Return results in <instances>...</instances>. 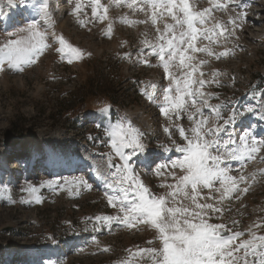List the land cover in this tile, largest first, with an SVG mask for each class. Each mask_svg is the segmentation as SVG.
<instances>
[{
  "label": "rangeland",
  "instance_id": "374dc122",
  "mask_svg": "<svg viewBox=\"0 0 264 264\" xmlns=\"http://www.w3.org/2000/svg\"><path fill=\"white\" fill-rule=\"evenodd\" d=\"M9 1L18 5L15 4L22 15L29 4L31 13L28 14V11L25 14L27 16L23 15L29 21L20 16L21 19L14 21L8 31L0 27V42L7 39L6 33L26 26L33 18L40 20L43 25L37 9L47 3L54 20L50 31L63 36L69 45L80 49L85 55L81 60L68 63L66 59L61 60L55 50L59 45L53 42V47L25 72L0 73V155L6 151L13 155L15 149L24 145V149L35 154L40 155L43 151L57 159L67 157L69 161V155L79 154L84 158L79 156L76 163L88 162L93 170L88 172L81 166L82 171L78 173L51 175L43 173L41 169L40 172L32 171V174L29 165H17L16 168V158L12 156L8 165H11L14 176L0 174V189L4 190L0 193V264H120L130 257L128 250L158 247L159 241L154 230L146 226L129 230L116 224L108 227L96 223L95 216L115 215L116 210L107 203L105 192L110 190L103 184L100 187L92 177L94 169L103 163L106 159L104 154L110 150L105 143L106 130L118 123L130 121L145 133L146 145L145 151L133 158V168L153 193L159 195L165 191L158 186L163 178L155 175V166L167 163L169 158L175 159L180 154L165 152L161 147L171 143L163 131L168 121L159 111L161 88L168 81L164 79L162 68L157 66V59L147 56L148 49L142 43L145 38L155 39L154 29L150 24L129 27L121 23L119 18L124 15L131 19H145L143 13L133 14L127 7H110L113 32L109 37L105 34L108 21L102 24L95 21L88 23L91 19L90 8L85 9L87 16L82 15L79 19L71 14L74 0H54L53 3V0H40L31 4L30 0ZM102 2L109 3L110 0ZM240 2L251 5L245 8L247 22L243 24L242 30H237L239 39L226 45L228 48H232L233 44L238 45L235 55L219 61L199 55L202 59L210 60L203 68L209 74L206 78H211L213 70L222 73L219 77L221 87L209 85L205 89L220 98L212 99L211 103L224 102L246 112L248 107H252L256 110L255 117H251L255 124L261 98H254L252 89L254 85L264 89V0ZM197 7H208L207 0L198 3ZM215 16L225 23L228 20V15L222 12H215ZM81 20L84 26H81ZM213 47L216 52L224 50L222 47ZM142 49L145 58L153 66L139 63ZM149 83L158 85L154 92V97L158 98L156 103L142 95ZM69 93L74 94V101L67 106L79 105V111H84L79 121L73 120L69 114H63L66 106L57 103L62 99L69 100ZM238 99H242L240 105ZM105 105L109 106V111L102 112ZM119 109L123 110V114H117ZM93 114L96 116L89 117ZM177 123L188 126L186 117ZM22 132H25V136L21 139ZM173 133L177 142L182 143L174 129ZM257 138L264 139V134H259ZM146 156H152L155 164L142 166L141 160ZM66 163L70 165V162ZM34 164L37 165L36 160ZM72 167L73 170H69L71 172L77 169L75 165ZM250 168L253 172L257 171L264 168V163L257 162ZM0 169L4 171L5 168L0 165ZM73 178L88 181L92 185L91 190L81 187L79 194L75 195L60 190L59 185L56 191L47 186L41 187L45 181L62 184L65 179ZM29 185L38 188L36 195L41 197V203L37 204L25 191ZM23 200L30 202L22 203ZM230 206L233 210L225 215V221L239 219L241 228L264 217V177L258 176L250 192L241 201L231 202ZM240 212L244 215L240 216ZM97 227H100L99 231ZM149 240L154 243L149 245ZM105 247L110 251L104 252L102 249Z\"/></svg>",
  "mask_w": 264,
  "mask_h": 264
},
{
  "label": "snow or ice",
  "instance_id": "6c2138e0",
  "mask_svg": "<svg viewBox=\"0 0 264 264\" xmlns=\"http://www.w3.org/2000/svg\"><path fill=\"white\" fill-rule=\"evenodd\" d=\"M202 2L74 0L71 14L79 19L87 16L85 9L90 8L88 23L108 21L105 34L109 37L113 32L110 7H127L133 14L143 13L145 19H131L127 15L119 19L129 27L150 24L154 29L155 39L145 38L142 43L148 49L147 56L157 59V66L162 68L164 79L168 81L161 88L159 111L168 121L163 131L171 143L161 147L165 152L180 155L155 166V175L163 178L158 186L165 191L159 195L153 193L133 168V158L143 153L146 145L145 133L130 121L106 130L105 143L110 150L104 154L103 163L96 167L97 176L110 190L105 192L108 206L116 210L115 215L95 216L96 223L108 227L116 224L129 230L143 225L154 230L159 241L158 247L128 250L130 257L120 264H133V261L135 264H264V217L244 228L239 219L225 221V215L233 210L231 202L241 201L257 182V177H264V168L245 174L250 163H264V139H258L252 130L237 134L234 128L243 112L224 102L211 103L212 99L220 98L205 89L209 85L221 87L222 73L213 70L211 78H206L209 74L203 68L210 60L199 55L217 61L235 55L238 45L233 44L232 48L226 45L239 39L237 30H242L247 22L248 13L244 10L247 5L240 0H207L208 7H197ZM215 12L227 14V22L218 19ZM39 14L43 25L33 19L26 26L6 33L7 39L0 42V73L25 72L53 47V42L59 45L55 50L61 60L72 63L83 59L85 53L50 31L54 20L47 3L41 6ZM80 23L84 26L83 20ZM213 46L224 50L216 52ZM140 57L139 63L153 66L145 58L143 49ZM157 88L156 83H149L142 95L156 103ZM252 94L254 98H261L258 118L264 121V89L254 85ZM101 111H109V106L105 105ZM247 111L256 114L252 107ZM185 117L187 127L177 123ZM173 129L182 143L174 138ZM233 162H238L240 168L234 170ZM152 163L155 164V160ZM57 185L60 190L75 195L81 187L92 188L83 178L65 179L62 184L45 181L41 187L56 191ZM3 191L0 189V193ZM25 191L37 204L42 202L35 186L29 185ZM147 243L152 245L154 241ZM102 250L110 251L107 247Z\"/></svg>",
  "mask_w": 264,
  "mask_h": 264
},
{
  "label": "bare ground",
  "instance_id": "6f19581e",
  "mask_svg": "<svg viewBox=\"0 0 264 264\" xmlns=\"http://www.w3.org/2000/svg\"><path fill=\"white\" fill-rule=\"evenodd\" d=\"M14 4V3H13ZM11 4L9 0H0V15L2 17L5 18L4 21H2V18L0 19V23L4 24L5 26H9L12 24V22L16 19V17H14V15H16L17 13H20V10L19 8L14 4ZM21 19V18H20ZM18 21V20H17ZM3 26V27H5ZM1 27V26H0ZM2 28V27H1ZM18 143V142H17ZM24 153H29L28 150L25 149V152ZM6 154V153H5ZM4 154V155H5ZM38 155V154H37ZM36 156V154H35ZM39 156V155H38ZM9 159V157H8ZM35 159H38L37 157ZM9 162V161H8ZM70 162V161H69ZM10 163V162H9ZM8 163V164H9ZM88 164V162H82V163H76L77 165H84V164ZM54 164V163H52ZM65 164V165H64ZM37 165H38V162H37ZM11 166V165H10ZM61 168H65V166L68 167L69 170H73V167L70 168L72 165H69L68 163H66L65 161L64 162H60V165H59ZM2 168H4V166L2 165ZM77 168V167H76ZM81 169V167H79ZM3 170V169H2ZM4 171H6V169H4ZM92 177L94 178V181L96 183H99V184H103L104 185V181L101 180L97 174H96V169H94V174H92ZM100 186V185H99ZM101 187V186H100Z\"/></svg>",
  "mask_w": 264,
  "mask_h": 264
},
{
  "label": "trees",
  "instance_id": "16d2710c",
  "mask_svg": "<svg viewBox=\"0 0 264 264\" xmlns=\"http://www.w3.org/2000/svg\"><path fill=\"white\" fill-rule=\"evenodd\" d=\"M110 96V95H109ZM67 97H69L68 99L69 100H66V99H62L60 100L59 103L61 106H66L64 108V112H62L63 114L67 115L69 114V116L73 119H78L80 117V114L81 112L79 111L80 110V106H72V107H69L67 105H72L73 104V97H74V94L70 93ZM75 104V103H74ZM68 110V111H67ZM23 131V130H22ZM25 136V132H22L21 135H20V138H23Z\"/></svg>",
  "mask_w": 264,
  "mask_h": 264
}]
</instances>
